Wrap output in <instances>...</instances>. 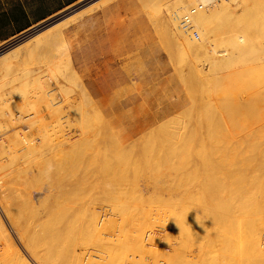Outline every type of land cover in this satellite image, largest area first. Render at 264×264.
Listing matches in <instances>:
<instances>
[{
	"label": "rangeland",
	"instance_id": "374dc122",
	"mask_svg": "<svg viewBox=\"0 0 264 264\" xmlns=\"http://www.w3.org/2000/svg\"><path fill=\"white\" fill-rule=\"evenodd\" d=\"M85 1L87 0H82L60 15L81 5ZM95 1L91 0L83 5L85 7ZM177 1L179 0H112L106 5L100 6L76 18L65 26L60 27L58 29V31L60 30L58 33H61L59 38H57L58 33L54 34V38L53 36L46 39L44 36L42 40L34 38V40L25 43V45H29V51L26 52V54H19L20 56H17V59L14 57L15 60L12 59L9 63H0V65L8 64L0 68V175L3 174L0 176V199L4 198L5 195L6 197L8 196L10 200L12 198L13 200L24 199V201L28 199L27 201L29 204L26 206L20 205L19 203L14 205L9 204L10 206H8L11 212L9 216L14 219L16 223L17 221L18 223H24L23 221L26 220L32 227L36 226L33 227L34 229H31V234L29 233V237L32 241L37 240L38 243V240H46L51 243L54 240L51 241L49 240L50 238L48 239L46 236L50 237L54 234V231H59V233L56 232L59 235H55L56 237L58 235L56 240L58 243H55V241L51 243V247L54 248V246L56 247L57 245L58 249L56 248L54 250L52 248L51 250V247L48 246L49 250H47L49 253L53 251L57 252L54 256H51V258L53 257L51 259L53 264H56V262L57 264H73L76 259H78V263L75 262L74 264H80V261L82 264H98L97 262H99V260H95L93 257V259L89 258L90 261L81 259L80 256L71 260L70 258L72 257L69 255L73 253V250L71 251L70 249L72 245H70L69 242L73 239V242H75L78 236H82L83 226L85 227L88 225L86 221L87 216L90 215V211H95L94 215H96V220L99 217V219H103L102 223L104 224L101 225L100 221V224L97 225L98 228L96 231L100 230V232L104 231L107 221L113 218L117 222L120 218L129 219V217L145 221L143 225L146 230L145 228L144 230L150 231L148 234L150 236L145 235L142 238L140 246H135V244L132 250L130 249V252L135 251L134 253H136L133 254L131 252L134 256V264H167L170 262L171 258L172 261L174 260L175 262H170L172 264H264V258L257 262V259L252 257L248 244L250 238L248 233L256 226L264 224L261 222L257 223L258 221L264 220V212H261V210L264 211V202L259 206V201L255 200L257 198L259 199L260 196L264 199V189L259 190L262 189L264 185L257 188L258 195H256L257 193L253 194L256 195L257 198L248 197V199L245 200H248V202H244L243 204L239 202L242 198H239L237 202H235V204H239L240 206L239 211L241 210L235 217H239L231 218L230 223H228L229 225L225 220L219 221L228 225L221 228V230L227 229L228 231L226 230L225 232L228 234L225 233L226 237H223L225 239H218L214 234L217 229L214 230L213 227L215 226L214 219L216 222H218V220L215 217L212 219L213 216H211V214L214 215L215 212L213 211L212 213L211 210L209 212L207 206H211L210 208L213 210V208L220 203L218 200L213 199L215 198L213 196V183H218L217 178L221 177L223 171H217L215 173L207 172L205 179L207 177L209 179L204 180V178H202L203 180L197 184L198 186L195 185L192 178L193 174H195L193 173L195 167L206 164V162V165L214 164L212 155H233L231 157H244V159L248 156L246 161V166L249 164L246 169L248 171H245V173L252 172L251 168L256 164V157L258 158L259 153L264 156V17L255 20L257 24L256 28L250 26L249 24L254 21V18L253 15L248 14L247 10V8L253 7L255 4L257 5L255 10H258V6L262 3V0H229L231 3L228 8L229 10L226 9L218 13L220 15L217 14L211 21V26L214 28V31L218 27L215 32L226 29L222 38L215 37V40H210L209 45L204 43L207 47L195 50L191 48L190 42L184 40V37L189 38V36H191L193 40L197 42L201 34L199 30L193 27L191 30H188V28L183 25L181 16L182 14L185 15L190 8L195 7L198 1L195 0L194 3L196 5H188L181 16L179 15L180 17L171 11L174 7L173 4H176ZM214 1L218 4L222 0H213L212 3H214ZM172 2L174 3L171 4ZM212 3L209 7L213 8L214 4ZM83 5L64 16L59 17L60 15H58L57 18L54 17L42 23L36 29L26 31V36L32 33H40L39 31H45V29L50 28L52 25L54 26V23L59 22L60 19L71 13L78 12V9H83ZM170 14H174L173 16L175 18ZM190 24L192 23L190 22ZM186 31L190 35L187 34ZM226 36L235 39L234 44L233 42H226V40H224ZM172 39H175V41ZM20 41L1 52L8 51L20 43ZM210 47H214L217 51L219 50V53L216 55H225L222 60H219L220 62L222 61L220 64L218 60L211 62L212 68H209V60L211 61L210 51L204 50H209ZM68 51L72 56L71 65L69 56L65 54ZM1 56L2 55H0V58H2ZM199 72H201L202 75ZM75 73L78 74L79 78ZM89 73L92 75H85ZM76 77L78 80L75 79ZM81 88L87 91L89 90L87 93L89 97L86 95L84 96L83 93L85 90ZM97 88L106 89L105 91L96 92L95 90H97ZM40 90L42 91L41 93ZM221 90H223L222 93ZM42 97L44 99H42ZM87 97L88 101L85 99ZM89 101L95 103L92 104V102H90V104H92L90 105L88 103ZM50 102L51 106L48 104ZM70 103L71 105L74 103L75 108H78L74 110L75 108L73 107L69 113L70 109L68 105H70ZM258 106L262 109L258 108ZM50 107L52 110H55V112H52ZM218 107L222 108L219 110ZM73 110L74 112H72ZM94 110L98 111L99 115H96ZM23 115L29 118L24 120L25 118ZM30 117L32 120H29L31 119ZM148 120L152 121V123L144 127V125L148 123ZM211 121L214 122L215 125L211 123ZM78 122L81 123V126H79L80 124ZM82 122L87 123L85 126H82ZM109 123H112L111 128L108 125ZM246 123H248V125L250 124L248 128L250 127L249 129L252 130L251 132L253 134L248 132V128H244L247 126ZM76 125L82 128L88 126L85 129L89 128V130L83 131L84 129L80 128V132L79 127ZM258 125L260 128H258ZM206 126L209 128H206ZM48 127L51 128V130ZM28 128H30V130H28ZM16 129H18V131ZM225 129H227V131ZM14 131L15 133H12ZM76 131L77 133H75ZM138 131L140 132L136 134ZM92 133L94 137L91 135ZM217 133L220 135H217ZM77 134L80 135L78 136ZM127 134H131L134 137V141L132 140V142L130 141L131 143L128 142L123 144L121 139L127 136ZM86 135L90 136L88 140L86 139L89 136ZM13 136L14 138H12ZM22 136H25L28 143H30V149H28L29 147L27 148L29 151L23 148L25 144L23 141L24 139L21 138ZM61 137H64V142L59 140ZM77 137L79 140L76 139ZM97 137L99 139H97ZM92 138L94 140H92ZM100 140H103L105 143ZM79 141L84 143L81 144ZM86 141L90 142L86 144ZM151 141H153V144ZM75 142H77L78 151H75L77 150V147L74 148L75 144H71ZM63 143L66 145L69 143V145L72 146L65 147ZM55 145H57V148L54 147ZM82 146L83 148H80ZM124 146L125 148H123ZM71 147L74 151L73 153L70 150ZM58 148L59 150H57ZM50 149H52V151ZM150 149L152 150L149 151ZM166 151H168V153ZM79 153L83 154V157L79 155ZM206 153L207 156H210L206 157ZM256 154L258 155L256 156ZM128 155H130V157H128ZM200 155L205 156L203 158L202 156L200 157ZM146 156L148 159H146ZM197 157H200V162H196L199 159ZM253 158H255V160ZM230 160L225 163H230L228 164L229 166L226 165L227 167L224 169L226 173H233L231 169L237 168L238 166L237 160H234L235 163L233 159ZM90 162L91 164H89ZM83 168L85 171L91 168V171H97L101 174V178L95 184H92L94 187L85 183V187L83 186V188L78 189L80 192L78 190L76 192H71L72 194L68 196L69 199L64 197L57 198L54 194L50 195L45 191L44 188L47 189L50 184L55 188L59 184L57 181L66 180V175L70 176L69 172L72 171V169L81 171ZM188 168L191 173L186 172ZM15 170L17 171L15 172ZM65 171L66 174L64 175L63 172ZM146 171H148V173ZM216 173L217 175H215ZM59 174H63V178L60 177ZM213 174L215 177L212 176ZM233 174L235 175V172ZM185 177H188L189 185L187 187L188 190L185 192L187 194L183 191ZM158 184L160 186H158ZM113 190L115 191L113 192ZM168 190L170 193L167 192ZM115 193L118 197L114 195L115 198H113V194ZM120 193H122V195H120ZM16 194L18 196H16ZM44 194L47 195L43 197ZM205 194H207V196ZM208 194H211V196H208ZM109 195H111V198ZM246 196H248V194H246L245 197ZM249 199L258 202L255 204V201H249ZM207 201L209 202L207 203ZM225 201L226 200L222 203H225ZM242 201H244V197ZM31 202L34 203L31 204ZM249 202H254L253 204L257 206L247 205ZM77 205L79 206L76 207ZM72 206L74 208H72ZM242 206H245V209ZM253 206L255 209L257 208L256 210H258V207L260 208L259 211H257L258 214L255 213L254 210H251ZM182 210H185L186 213L187 210L189 212L185 216L188 218L190 217V220L188 219V227L191 229L194 228V225L191 224L194 217L205 222L204 225H206L208 221L211 224L208 225V229V226L205 229L203 224L201 226L198 224L199 227H196L198 231L197 235H193L194 238H192V235H190L191 238L187 236L188 242L184 244H182L180 230H174L172 224L173 220H180V217L182 218V215L184 216L185 213H183ZM173 212L175 214H173ZM145 213L147 215H145ZM27 218H29V220ZM107 218L110 220H107ZM0 220L4 228L6 227V232L8 231V237L10 235L11 238L9 240L11 242L5 240L7 236H4V233L0 230V237H3L2 240L5 243L0 241V264H10L8 263L11 262V259L8 261L10 251L15 256H10V258H15H13L14 260L12 259L11 264H21L24 262L23 260L27 259L29 264H38L39 262L37 263L34 261L29 250L23 247L25 246V243H22L24 240H19L21 238L17 235L13 222L9 221V217L5 216L1 208ZM67 220L73 222H68ZM114 220L111 221L114 222ZM253 220L254 222H252ZM121 221L122 220H120V224L123 223L121 226L123 228L126 222ZM168 221L169 223L165 226V222ZM85 223L87 225H85ZM114 225L116 228L119 227L116 222ZM48 226H53L55 228L56 226L59 227H57L56 230ZM160 228L161 230H159ZM117 229L121 231V229ZM249 229H251V231ZM105 230L108 231L107 228ZM261 230L263 231L264 228H261ZM50 231L52 232L51 235L49 233ZM106 231H104V233ZM80 232H82L81 235ZM100 232L99 234L102 236L103 233ZM250 234L251 233H249V235ZM259 234H261V238L259 237V239L263 241L264 231ZM60 235L63 237H60ZM237 237L239 238L237 239ZM102 240L104 243L100 240L98 244H101L100 246L103 247L106 244L105 241H107L106 236L105 239L102 238ZM43 241H40L38 244H44ZM73 242L71 244H73ZM2 246L4 247V251L2 250ZM14 246H16V248ZM73 246H78V244L74 243ZM261 246L263 249L264 242H262ZM41 248L42 247L38 245V254L39 256H44L42 251L44 247L42 250ZM160 249L163 251L160 252ZM77 250L76 247V252L78 253L79 251ZM53 253H51V255ZM20 254H22V256ZM56 258L57 260H55ZM180 258L184 259V261L181 262L182 260L180 261ZM70 260L73 262L70 263ZM92 260L95 261L93 262ZM117 260L119 261L120 259ZM101 261L105 264L112 263V259L109 258L108 260L104 258ZM116 261L113 263H127L126 261Z\"/></svg>",
	"mask_w": 264,
	"mask_h": 264
},
{
	"label": "bare ground",
	"instance_id": "6f19581e",
	"mask_svg": "<svg viewBox=\"0 0 264 264\" xmlns=\"http://www.w3.org/2000/svg\"><path fill=\"white\" fill-rule=\"evenodd\" d=\"M95 1V0H94ZM109 0H97V1H95V2H93L92 4H89L88 6H85L84 7V5H83V9L81 8V10H79L78 9V12H76V13H71L69 16H67V18H65V19H63V20H61V21H59V22H56V23H54V26L52 25V28L50 29H45V31H39L40 33H32V34H29L26 38H24V41L23 40H21L22 42H24V43H20L21 45L20 46H16V47H12V48H14V49H10L11 51H6V52H4L5 53V55H2L1 57L2 58H0V63H9L12 59H14L15 60V58L17 57V56H20L19 54H26V52H28L29 51V45H25V43L26 42H28V41H31V40H34V38H37V39H41L42 40V38L45 36V39L46 38H48V37H50V36H53V38L55 37L54 36V34H56V33H58L59 31H58V29L60 28V27H62V26H65L66 24H68V23H70V22H72L73 20H75L76 18H78V17H80L82 14H86L87 12H89V11H93L94 9H96V8H98V7H100V6H103V5H105L107 2H108ZM176 1V0H175ZM198 1V4L196 5L194 2H195V0H179V1H177V3L176 4H173L174 2H172L171 4H173V10L171 9V11L174 13V14H176V15H178V17H180L181 16V14H182V12L187 8V6L188 5H190V4H195L196 6L194 7L195 8V10H194V12H193V14H189V16H191V18L189 19V27H188V30L190 29H192V27L193 28H196L197 30H199V32H200V34H201V36H200V38H199V40L196 42V40H193V37H191V36H189V38L188 37H184V40H186V41H188V42H190V45H191V48H193L194 50L195 49H202V48H205V47H207L204 43H207L208 45H209V43H210V40H212V39H214L215 40V37L217 38H222V36H223V34H224V32H225V30L226 29H221L222 31H219L218 30V32H215V31H217V29H218V27H217V29L214 31V28L211 26V21H212V19L218 14V13H220V12H223V11H225L226 9L227 10H229L228 8L230 7V1L229 0H222L220 3H215V1H214V3H212L213 2V0H197ZM223 1H229V2H223ZM212 4H214V6H213V8L212 7H209L210 6V4L211 3ZM209 3V4H208ZM244 3V2H243ZM170 4V5H171ZM199 4H201V5H199ZM216 5V6H215ZM256 4L255 5H253V7H250V8H247V10H248V14H251V15H253V18H254V21L253 22H251V24H249L250 26H253V27H257V24H256V21L255 20H257L258 18H260V17H264V0H262V3L261 4H259V6H258V10H255L256 9ZM210 8V9H209ZM244 9V8H243ZM245 10V9H244ZM170 11V12H171ZM171 12V13H172ZM188 12H190L189 10H188ZM188 12H186V14L188 13ZM227 13H230V12H227ZM240 13V12H239ZM173 14V15H174ZM185 14V15H186ZM170 15H172V14H170ZM172 15V16H173ZM180 15V16H179ZM218 15H220V14H218ZM174 17V16H173ZM57 18V17H56ZM175 18V17H174ZM181 20H183V18H184V14H182V16H181ZM224 19H226V18H224ZM172 21H174L173 19H171ZM219 20V19H218ZM176 21V20H175ZM262 21V20H261ZM264 21V20H263ZM190 22L192 23V24H190ZM221 22H223V21H221ZM228 22V21H227ZM216 23H218V22H216ZM171 24H173V23H171ZM219 24V23H218ZM175 25V24H174ZM191 25V26H190ZM228 25V24H227ZM224 26V25H223ZM250 26H248V27H250ZM220 27H221V25H220ZM41 28V27H40ZM166 29V28H165ZM172 30V29H171ZM173 31V30H172ZM176 32V31H175ZM186 33H187V31H186ZM41 34V35H40ZM43 34V35H42ZM61 33H58V37L57 38H59V35H60ZM187 34H189V33H187ZM166 35V34H165ZM178 35V34H177ZM190 35V34H189ZM258 35V34H257ZM39 36V37H38ZM40 36H42V37H40ZM172 36V35H171ZM62 37V36H61ZM259 37V36H258ZM176 38V37H175ZM240 38V37H239ZM51 39V38H50ZM172 40H174L175 41V39H172ZM182 41H184L183 39H181ZM224 40H226V42H229V43H231V42H233V44H234V41H235V39H233L232 37H229V36H226L225 38H224ZM185 42V41H184ZM187 42V43H188ZM215 42V41H214ZM258 42V41H257ZM216 43V42H215ZM255 43V42H254ZM19 44V43H18ZM17 44V45H18ZM30 44V43H29ZM31 45H32V43H31ZM30 45V46H31ZM187 45V44H186ZM245 45V44H244ZM256 45V44H255ZM176 46V45H175ZM188 46V45H187ZM215 47V46H214ZM214 47H210L209 48V50L208 49H204V50H207V51H210V59H211V61L209 60V68H212L211 67V62H215V61H219V60H222V58H224L225 57V55L224 56H221V55H216V54H218L219 52V50L217 51V50H215L214 49ZM235 47H238V46H235ZM243 47V46H242ZM188 49V48H187ZM182 50V49H181ZM66 51V50H65ZM227 53V52H226ZM230 53V52H229ZM66 55H68V52L67 53H65ZM183 54V53H182ZM185 54V53H184ZM221 54V53H220ZM177 55V54H176ZM186 55V54H185ZM15 57V58H14ZM17 59V58H16ZM68 59V58H67ZM182 59V58H181ZM229 59V58H228ZM178 60V59H177ZM226 60V59H225ZM178 62V61H177ZM222 62V61H221ZM220 61H219V64L221 63ZM223 62H225V61H223ZM63 63V62H62ZM214 64V63H213ZM216 64H218V63H216ZM6 65H8V64H6ZM6 65H3V64H1L0 65V68H1V66L2 67H4V66H6ZM11 66V65H10ZM178 67H180V66H178ZM59 68V67H58ZM69 69H71V68H69ZM197 69H199V68H197ZM212 70V69H211ZM201 71V70H200ZM210 71V70H209ZM223 71V70H222ZM203 72H205V71H203ZM257 72H258V69H257ZM199 73H201V72H199ZM222 73V72H221ZM254 73V72H253ZM73 74V73H72ZM214 74H216V73H214ZM201 75H202V73H201ZM204 75V74H203ZM204 76H206V75H204ZM214 76V75H213ZM186 77H189V76H186ZM211 77V76H210ZM74 78V77H73ZM203 78V77H202ZM76 80H78V78L76 77L75 78ZM191 86V85H190ZM83 87V86H82ZM82 89V88H81ZM82 90H85V89H82ZM222 91L223 90H221V93H222ZM259 91V90H258ZM42 91L40 90V93H41ZM29 93V92H28ZM86 91L83 93L84 94V96L86 95V96H88L89 97V95L86 93ZM187 93H190V92H187ZM220 93V92H219ZM48 94V93H47ZM51 94V93H50ZM253 94H255V93H253ZM252 94V95H253ZM264 94V93H263ZM31 95V94H30ZM79 95V94H78ZM189 95V94H188ZM195 95V94H194ZM251 95V94H250ZM40 96H43V95H40ZM81 96V95H80ZM217 96V95H216ZM224 96H225V94H224ZM260 96V95H259ZM43 97H45V96H43ZM42 97V99H44ZM88 97L87 98H85L87 101H88ZM192 97H194V96H192ZM191 97V98H192ZM222 97H223V95H222ZM38 98V97H37ZM41 98V97H40ZM46 98V97H45ZM195 98V97H194ZM262 98V97H261ZM42 99H39V100H42ZM55 99V98H54ZM253 99H255V98H253ZM35 100H37V99H35ZM39 100H38V102H39ZM46 100V99H45ZM56 100V99H55ZM67 100V99H66ZM262 100V99H261ZM49 101V100H48ZM52 101H54V100H52ZM193 101V100H192ZM34 102V101H33ZM37 102V103H38ZM58 102V101H57ZM67 102V101H66ZM90 102H92V101H89L88 103L90 104ZM194 102V101H193ZM208 102V101H207ZM228 102V101H227ZM54 103V102H53ZM68 103V102H67ZM205 103V102H204ZM217 103V102H216ZM48 104H50L49 106H51V102L50 103H48ZM69 104V103H68ZM93 104V103H92ZM92 104H90V105H92ZM213 104V103H212ZM211 104V105H212ZM262 104V103H261ZM63 105V104H62ZM75 104L74 103H72V105H71V103H70V105H68L69 106V109H70V111H69V113L71 112V110H72V108L74 107L75 108V106H74ZM78 105H79V103H78ZM68 106H66V107H68ZM71 106V107H70ZM86 106V105H85ZM215 106V105H214ZM259 106H260V104H259ZM258 106V108H261V107H259ZM251 107V106H250ZM49 108V107H48ZM78 108V107H77ZM77 108H75L74 110H76ZM219 108V110H220V108H222V107H218ZM50 109H51V107H50ZM49 109V110H50ZM212 109V108H211ZM262 109V108H261ZM43 110H45V109H43ZM67 110V109H66ZM66 110H63V111H66ZM74 110L72 111V112H74ZM207 110V109H206ZM51 111L53 112H55V110H52L51 109ZM63 111H61V112H63ZM79 111V110H78ZM249 111V110H248ZM257 111V110H256ZM92 112V111H91ZM97 112V113H96ZM206 112H208V111H206ZM221 112H223V111H221ZM68 113V114H69ZM79 113V112H78ZM94 113L96 114V115H99L98 113V111H95L94 110ZM248 113V112H247ZM260 113V112H259ZM51 114V113H50ZM199 114V113H198ZM251 114V113H250ZM264 114V113H263ZM66 115V114H65ZM72 115V114H71ZM75 115V114H74ZM91 115V114H90ZM188 115V114H187ZM204 115V114H203ZM208 115V114H207ZM229 115V114H228ZM232 115V114H231ZM253 115H255V114H253ZM49 116V115H48ZM62 116V115H61ZM60 116V117H61ZM176 116V115H175ZM190 116V115H189ZM198 116V115H197ZM23 117L25 118L24 120H27L28 118H26L27 116H25V115H23ZM47 117V116H46ZM45 117V118H46ZM64 117V116H63ZM179 117V116H178ZM31 118V117H30ZM78 118V117H77ZM81 118V117H80ZM88 118V117H87ZM93 118V117H92ZM91 118V119H92ZM97 118H98V116H97ZM213 118V117H212ZM57 119V118H56ZM63 119V118H62ZM100 119V118H99ZM29 120H32V118L31 119H29ZM59 120V119H58ZM85 120V119H84ZM256 120H258V119H256ZM255 120V121H256ZM227 121H229V120H227ZM240 121V120H239ZM13 122V121H12ZM88 122V121H87ZM86 122V123H87ZM102 122V121H101ZM221 122H223V121H221ZM220 122V123H221ZM247 122V121H246ZM5 123V122H4ZM79 123V122H78ZM83 123V122H82ZM86 123H83L82 124V126L84 125L85 126V124ZM93 123V122H92ZM96 123H98V122H96ZM168 123V122H167ZM197 123V122H196ZM211 123H213L214 125H215V123L214 122H212L211 121ZM227 123V122H226ZM256 123H258V122H256ZM262 123V122H261ZM13 124H14V122H13ZM12 124V125H13ZM29 124V123H28ZM33 124V123H32ZM53 124H55V123H53ZM80 125L79 126H81V123H79ZM171 124V123H170ZM206 124H208V123H206ZM11 125V126H12ZM30 125V124H29ZM46 125H47V123H46ZM179 125V124H178ZM209 125V124H208ZM228 125V124H227ZM243 125H244V123H243ZM242 125V126H243ZM246 127H244V128H248V126L250 125H248V123H246ZM263 125V124H262ZM4 126H6V125H4ZM31 126V125H30ZM30 126H27V127H30ZM48 126V125H47ZM46 126V127H47ZM52 126V125H51ZM76 126H78V125H76ZM78 126V127H79ZM174 126H176V125H174ZM210 126H212V125H210ZM226 126V125H225ZM259 126V125H258ZM7 127V126H6ZM15 127V126H14ZM53 127V126H52ZM88 126H86V127H79V130H80V128H82V129H84L83 131H87V130H89V128L88 129H85V128H87ZM183 127H185V126H183ZM182 127V128H183ZM200 127V126H199ZM213 127H215V126H213ZM224 127V126H223ZM36 128H38V127H36ZM45 128V127H44ZM49 128V127H48ZM47 128V129H48ZM163 128H165V127H163ZM169 128V127H168ZM206 128H209L208 126H206ZM205 128V129H206ZM250 128V127H249ZM248 128V132H251L252 130H250ZM258 128H260V126L258 127ZM257 128V129H258ZM46 129V131L48 132V130ZM50 130H51V128H49ZM91 129V128H90ZM183 129H185V128H183ZM215 129V128H214ZM13 130H15V129H13ZM17 131H18V129H16ZM28 130H30V128H28ZM181 130V129H180ZM226 131H227V129H225ZM244 130V129H243ZM255 130V129H254ZM16 131V132H17ZM162 131V130H161ZM160 131V132H161ZM173 131V130H172ZM191 131V130H190ZM214 131V130H213ZM216 131H218V130H216ZM221 131V130H220ZM257 131V130H256ZM255 131V132H256ZM259 131V130H258ZM79 132V131H78ZM80 132H81V130H80ZM79 132V133H80ZM163 132V131H162ZM170 132H171V130H170ZM176 132V131H175ZM183 132V131H182ZM245 132H246V130H245ZM12 133H15V131L14 132H12ZM46 133V132H45ZM63 133V132H62ZM61 133V134H62ZM75 133H77V131L75 132ZM85 133V132H84ZM95 133V132H94ZM165 133V132H164ZM180 133V132H179ZM191 133H193V132H191ZM228 133V132H227ZM252 133V132H251ZM250 133V134H251ZM110 134H111V132H110ZM163 134V133H162ZM219 133H217V135H218ZM246 134V133H245ZM253 134V133H252ZM10 135V134H9ZM14 135V134H13ZM46 135V134H45ZM48 135V134H47ZM78 136L80 135V134H77ZM85 135V134H84ZM93 137H94V135H93V133L91 134ZM220 135V134H219ZM222 135H224V134H222ZM260 135H262V134H260ZM35 136V135H34ZM57 136V135H56ZM75 136H76V134H75ZM83 136V135H82ZM82 136H80V137H82ZM86 136H89V135H86ZM181 136V135H180ZM194 136V135H193ZM259 136V135H258ZM8 137V136H7ZM10 137V136H9ZM16 137V136H15ZM43 137V136H42ZM49 137V136H48ZM66 137H68V136H66ZM84 137V136H83ZM110 137H112V136H110ZM192 137V136H191ZM201 137V136H200ZM224 137V136H223ZM223 137H221V138H223ZM229 137H230V135H229ZM246 137V136H245ZM12 138H14V136L12 137ZM22 139H24L23 141H24V146H23V148H25L27 151H29L28 149H30V143H28V141L26 140V138H25V136L23 137H21ZM44 138V137H43ZM56 138V137H55ZM64 138V137H63ZM63 138L61 137V139H59V140H62V142H64L63 141ZM75 138V137H74ZM90 138V136L86 139V140H88ZM96 138V137H95ZM173 138H175V137H173ZM172 138V139H173ZM246 138H249V137H246ZM45 139V138H44ZM49 139V138H48ZM66 139V138H65ZM77 140H79L78 139V137L76 138ZM97 139H99L98 137H97ZM102 139V138H101ZM109 139V138H108ZM177 139H178V137H177ZM256 139V138H255ZM43 140V139H42ZM59 140H58V142H59ZM67 140V139H66ZM81 140V139H80ZM92 140H94L93 138H92ZM193 140V139H192ZM192 140H191V143H192ZM261 140H262V138H261ZM44 141V140H43ZM75 141V140H74ZM83 141V140H82ZM100 141H102L103 143H105L103 140H100ZM113 141V140H112ZM134 141V140H133ZM245 141V140H244ZM49 142V141H48ZM51 142V141H50ZM54 142V141H53ZM66 142V141H65ZM69 142V141H68ZM80 142V141H79ZM87 143L86 144H88L89 142L88 141H86ZM92 142H95V141H92ZM132 142V141H131ZM130 142V143H131ZM147 142V141H146ZM152 142V144H153V141H151ZM181 142V141H180ZM187 142V141H186ZM199 142V141H198ZM213 142V141H212ZM256 142H259V141H256ZM36 143V142H35ZM39 143V142H38ZM44 143H46V142H44ZM81 144H83L82 142H80ZM129 143V144H130ZM148 143V142H147ZM214 143V142H213ZM250 143V142H249ZM253 143H255V142H253ZM54 144V143H53ZM52 144V145H53ZM71 144H75L74 145V148H76L77 147V142H75V143H71ZM94 144V143H93ZM100 144V143H99ZM118 144V143H117ZM199 144V143H198ZM33 145H34V143H33ZM32 145V146H33ZM35 145H37V144H35ZM61 145V144H60ZM63 145H65V147H67V146H72V145H69V143H67V145L66 144H64L63 143ZM62 145V146H63ZM100 145H103V146H105L104 144H100ZM150 145V144H149ZM168 145V144H167ZM166 145V146H167ZM78 146H81V145H78ZM92 146V145H91ZM94 146V145H93ZM96 146V145H95ZM102 146V147H103ZM116 146H118V145H116ZM190 146V145H189ZM29 147V148H28ZM42 147V146H41ZM54 147H56L57 148V145H55ZM99 147H101V146H99ZM126 147H127V145H126ZM181 147V146H180ZM249 147V146H248ZM259 147V146H258ZM28 148V149H27ZM31 148H33V147H31ZM49 148H51V147H49ZM70 148V147H69ZM80 148H83V146L82 147H80ZM88 148V147H87ZM86 148V149H87ZM116 148H118V147H116ZM122 148V147H121ZM123 148H125V146L123 147ZM128 148H130V147H128ZM132 148V147H131ZM166 148H168V147H166ZM22 149V148H21ZM61 149H64V148H61ZM77 150H75V151H78V147L76 148ZM88 149H90V148H88ZM87 149V150H88ZM96 149H98V148H96ZM133 149V148H132ZM160 149V148H159ZM187 149V148H186ZM222 149V148H221ZM25 150V151H26ZM36 150V149H35ZM34 150V151H35ZM51 151H52V149H50ZM56 150V149H55ZM57 150H59V148L57 149ZM56 150V151H57ZM67 150H69V149H67ZM71 151H72V153L74 152L73 150H72V147H71V149H70ZM84 150V149H83ZM83 150H81V151H83ZM99 150V149H98ZM127 150V149H126ZM152 149H150L149 151H151ZM161 150V149H160ZM166 150V149H165ZM215 150V149H214ZM238 150V149H237ZM247 150V149H246ZM39 151V150H38ZM53 151H54V149H53ZM55 151V152H56ZM97 151V150H96ZM127 151H130V150H127ZM144 151V150H143ZM216 151V150H215ZM227 151V150H226ZM49 152V151H48ZM47 152V153H48ZM59 152H62V151H59ZM69 152V151H68ZM84 152V151H83ZM85 152H87V151H85ZM97 152H99V151H97ZM116 152V151H115ZM167 153H168V151H166ZM212 152H214V151H212ZM217 152V151H216ZM234 152V151H233ZM243 152V151H242ZM53 153V152H52ZM71 153V154H72ZM82 153V152H81ZM96 153V152H95ZM106 153V152H105ZM128 153V152H127ZM157 153V152H156ZM231 153V152H230ZM26 154V153H25ZM76 154V153H75ZM88 154V153H87ZM104 154V153H103ZM110 154V153H109ZM119 154V153H118ZM246 154H249V153H246ZM264 154V153H263ZM8 155H10V154H8ZM51 155V154H50ZM53 155H55V154H53ZM78 155V154H77ZM79 155H82V157H83V154H80L79 153ZM78 155V156H79ZM146 155H148V154H146ZM159 155V154H158ZM178 155H180V154H178ZM212 155V154H211ZM258 154H256V156H257ZM15 156V155H14ZM67 156V155H66ZM65 156V157H66ZM77 156V157H78ZM89 156H91V155H89ZM88 156V157H89ZM144 156V155H143ZM163 156V155H162ZM181 156V155H180ZM203 157L204 158V156L205 155H200V157ZM208 156H210V155H208ZM207 156V153H206V157H208ZM231 156H233V155H230V156H223V155H218V156H213L212 155V158H213V161H214V164L212 163V164H208V165H206L207 164V162H206V164H201V163H198V164H201L200 166H198V167H195L194 168V171H193V173H195V174H193V176H192V178H193V182H195V185H197L199 182H201L203 179L202 178H204V180H208L209 178L207 177L206 179H205V177L207 176V172L209 173V172H211V173H215V172H222L223 171V173H222V175H221V177H216L217 178V182L218 183H213L214 184V193H213V196L215 197V198H213V199H216V200H218L220 203H219V205L218 206H215L214 208H213V210H212V208H210V207H208L207 206V208L209 209V212H210V210L212 211V213H213V211L215 212V214L214 215H212L211 214V216H213L212 217V219L215 217L217 220H218V222H216V220L214 219V221H215V226H213L214 227V230L215 229H217L216 231H215V233H214V231H213V233L215 234V237L217 236L218 237V239H225V238H223L224 236L226 237V234H228L227 232H225L226 230H221V228H224V227H226V226H228L229 224L228 223H230V219L231 218H234L235 216H236V214L237 213H240L241 212V210L239 211V209H240V206H239V204H235V202H237V200L239 199V198H242V200H243V197H244V201H240L239 200V202H242V204L245 202H248V200L247 201H245L246 199H248V197L250 198H257V196L256 195H258V191H257V188L259 187H261V186H263L264 185V156L263 155H260V153H259V155H258V158L256 157V164L254 165V167L253 168H251V170H252V172H246L245 173V171H248V170H246L247 169V166L249 165H247L246 166V161H247V157H246V159H244V157H237V156H234V157H231ZM242 156V155H241ZM250 156H252V155H250ZM255 156V155H254ZM91 157H93V156H91ZM128 157H130V155H128ZM200 157H197V158H199L196 162H200L199 160H200ZM253 157V156H252ZM74 158V157H73ZM72 158V159H73ZM190 158V157H189ZM211 158V159H212ZM76 159V158H75ZM79 159H81V158H79ZM83 159V158H82ZM126 159H127V157H126ZM146 159H148V157L146 156ZM146 159H145V161H146ZM207 159V158H206ZM210 159V160H211ZM232 160L233 159V161L234 160H237V162H238V166H237V168H234V169H231L232 171H233V173L235 172V175L232 173V172H229V173H226V172H224V169H225V167H227L226 165H228V164H230V163H227V164H225L226 162H228L229 160ZM254 160H255V158H253ZM51 160H53V159H51ZM69 160H70V158H69ZM89 160H90V158H89ZM181 160H183V159H181ZM230 160V161H231ZM250 160H252V159H250ZM45 161V160H44ZM82 161V160H81ZM104 161V160H103ZM109 161H112V160H109ZM178 161V160H177ZM194 161V162H195ZM206 161V160H205ZM208 161V160H207ZM59 162V161H58ZM57 162V163H58ZM85 162H87V161H85ZM133 162H134V160H133ZM183 162V161H182ZM212 162V161H211ZM251 162H253V161H251ZM93 163V162H92ZM208 163H210V162H208ZM234 163H235V161H234ZM249 163V162H248ZM8 164H10V163H8ZM89 164H91V162L89 163ZM63 165V164H62ZM75 165H77V164H75ZM94 165V164H93ZM134 165V164H133ZM192 165H194V164H192ZM205 165V166H204ZM210 165V166H209ZM11 166V165H10ZM116 166H119V165H116ZM185 166V165H184ZM201 166H203V167H201ZM229 166V165H228ZM17 167V166H16ZM71 167H73V166H71ZM70 167V168H71ZM78 167H80V166H78ZM192 167H194V166H192ZM232 167V166H231ZM54 168H56V167H54ZM74 168V167H73ZM137 168V167H136ZM17 169V168H16ZM23 169V168H22ZM24 169H27V168H24ZM113 169H114V167H113ZM154 169V168H153ZM171 169V168H170ZM4 170V169H3ZM20 170V169H19ZM64 170V169H63ZM103 170V169H102ZM106 170V169H105ZM147 170V169H146ZM17 170H15V172H16ZM45 171V170H44ZM148 171H150V170H148ZM148 171H146L147 173H148ZM227 171V170H226ZM229 171V170H228ZM28 172V171H27ZM137 172V171H136ZM186 172H190L189 171V168H188V171H186ZM25 173V172H24ZM64 173V175L66 174V171L65 172H63ZM70 173V176L68 175H66V177H67V179L66 180H64V181H57L59 184H58V186H56L55 188H53L52 186H51V184H50V186H48L47 187V189L46 188H44L45 189V191H47L50 195H52V194H54L57 198H61V197H64V198H68V196L70 195V194H72L71 192H76L78 189H80V188H83V186L85 187L86 185H85V183H87L88 185H92V184H95L100 178H101V174H99L97 171H91V168H89L88 169V171L86 170H84V168L80 171V170H78V169H72V171H70L69 172ZM191 173V172H190ZM20 174V173H19ZM68 174V173H67ZM180 174H182V173H180ZM186 174V173H185ZM187 174H189V173H187ZM221 174V173H220ZM1 175H3V174H1ZM0 175V176H1ZM12 175H14V174H12ZM18 175V174H17ZM23 175V174H22ZM60 175V177H62V176H64L63 174L61 175V174H59ZM133 175H134V173H133ZM137 175V174H136ZM174 175H176V174H174ZM215 175H217V173L215 174ZM4 176H5V174H4ZM148 176H149V174H148ZM180 176H182V175H180ZM183 176H185V175H183ZM188 176V175H187ZM212 176H214V174L212 175ZM212 176H210V177H212ZM134 177V176H133ZM157 177V176H156ZM215 177V176H214ZM11 178V177H10ZM16 178V177H15ZM63 178V177H62ZM155 178V177H154ZM166 178V177H165ZM169 178V177H168ZM213 178V177H212ZM211 178V179H212ZM36 179V178H35ZM61 179V178H60ZM158 179V178H157ZM167 179V178H166ZM114 180V179H113ZM154 180V179H153ZM47 181V180H46ZM117 181V180H116ZM115 181V182H116ZM160 181V180H159ZM210 181V180H209ZM215 181V180H214ZM213 181V182H214ZM134 182V181H133ZM205 182V181H204ZM208 182V181H207ZM182 183V182H181ZM135 184V183H134ZM212 184V185H213ZM8 185H10V184H8ZM172 185V184H171ZM194 185V184H193ZM205 185V184H204ZM1 186V185H0ZM93 186V185H92ZM158 186H160L159 184H158ZM189 185H188V177H185V179H184V182H183V191H184V193L188 190V187ZM198 186V185H197ZM199 186H200V184H199ZM94 187V186H93ZM92 187V188H93ZM212 187V186H211ZM210 187V188H211ZM91 188V189H92ZM134 188V187H133ZM159 188V187H158ZM197 188V187H196ZM85 189V188H84ZM147 189V188H146ZM198 189V188H197ZM201 189V188H200ZM264 189V186H263V188L262 189H259V190H263ZM25 190V189H24ZM196 190V189H195ZM203 190V189H202ZM208 190V189H207ZM79 191V190H78ZM115 190H113V192H114ZM159 191V190H158ZM209 191V190H208ZM255 191H257V192H255ZM264 191V190H263ZM80 192V191H79ZM167 192H169V190L167 191ZM195 192V191H194ZM203 192V191H202ZM210 192V191H209ZM4 193H6V192H4ZM86 193V192H85ZM170 193V192H169ZM191 193H193V192H191ZM200 193V192H199ZM254 193H257L256 195H253ZM261 193V192H260ZM109 194H112V193H109ZM185 194H187V193H185ZM246 194H248V196H246L245 197V195ZM4 195V194H3ZM45 195H47V194H44L43 195V197L45 196ZM102 195V194H101ZM114 195H116V193L115 194H113V198H115L114 197ZM120 195H122V193H120ZM184 195V194H183ZM195 195V194H194ZM206 196H207V194H205ZM262 195V194H261ZM16 196H18L17 194H16ZM111 195H109V197H110ZM208 196H211V194L209 195L208 194ZM29 197V196H28ZM116 197H118L117 195H116ZM185 197V196H184ZM191 197V196H190ZM189 197V198H190ZM193 197V196H192ZM26 198V197H25ZM30 198V197H29ZM77 198V197H76ZM87 198V197H86ZM106 198V197H105ZM111 198V197H110ZM165 198V197H164ZM211 198V197H210ZM209 198V199H210ZM2 199H5V200H2ZM56 199V198H55ZM54 199V200H55ZM69 199V198H68ZM127 199H129V198H127ZM156 199V198H155ZM192 199V198H191ZM198 199H200V198H198ZM229 199V200H228ZM28 200V199H27ZM26 200V201H27ZM81 200V199H80ZM114 200V199H113ZM121 200V199H120ZM122 200H123V198H122ZM184 200H186V199H184ZM192 200H194V199H192ZM196 200V199H195ZM207 200V199H206ZM224 200H226L225 201V203H222ZM253 199H249V201H252ZM255 200H258L259 201V203L258 204H260L259 206H261V203H263L264 202V199H262L261 198V196H260V198L258 199H255ZM255 200H253V201H255ZM26 201H24V199L23 200H18V199H14L13 200V198L10 200V198L7 196L6 197V195L4 196V198H1L0 199V208H1V210L2 211H4V213H5V216H7V217H9V221H11V222H13V224H14V226H15V229H16V233H17V235L19 236V238H21V239H19V240H24L22 243H25L24 245L25 246H23V247H26V249H28L29 250V252L31 253V255H32V258H34V261L35 262H39L38 264H53V261L51 260L52 258H51V256H54L57 252H47V250H49L48 249V246H52V244L51 243H53L54 241H55V243H58L56 240H57V237H58V233H59V231L56 229L57 227H59V226H56V228L55 227H53V226H48V227H51V228H53V229H56L57 231H54L53 233V235H51L52 234V232L50 231L49 233H50V237H48V236H46V238H50L49 240H54V241H52L51 243L49 242V241H43V240H38V243L40 242V241H43L44 242V244H43V246H42V244H38L37 243V240H35V241H32L31 239H30V235H29V233L31 232V229H34L33 227H36V226H33L32 227V225L30 224V223H28V222H26V220L25 221H23L24 223H18V221H17V223H16V221H14V219H12L9 215V213H11L10 212V209H9V204H11V205H14V204H20V205H23V206H26L27 204H29V202L27 203ZM78 201V200H77ZM94 201V200H93ZM108 201V200H107ZM107 201H105V202H107ZM218 201H216V202H218ZM258 201H255V204L258 202ZM125 202V201H124ZM195 202V201H194ZM209 201H207V203H208ZM211 202V201H210ZM34 202H31V204H33ZM43 203V202H42ZM55 203H56V201H55ZM69 203V202H68ZM71 203V202H70ZM115 203V202H114ZM188 203V202H187ZM252 203V204H251ZM254 202H249V204H247V205H254L253 204ZM9 205V206H8ZM42 205V204H41ZM93 205V204H92ZM126 205V204H125ZM147 205V204H146ZM179 205V204H178ZM185 205V204H184ZM197 205V204H196ZM211 205H213V204H211ZM216 205V204H215ZM33 206V205H32ZM74 206V205H73ZM72 206V208H74ZM79 205H77L76 207H78ZM122 206V205H121ZM176 206V205H175ZM198 206H199V204H198ZM214 206V205H213ZM212 206V207H213ZM254 206H257V205H254ZM254 206L252 207V208H254ZM263 206V205H262ZM93 207H94V205H93ZM101 207V206H100ZM243 208L245 207V206H242ZM72 208H70V209H72ZM97 208V207H96ZM115 208V207H114ZM251 208V210L253 211L254 210V212L255 213H257L258 214V212L257 211H259V207H258V210H256L255 208L254 209H252ZM264 208V207H263ZM21 209V208H20ZM43 209V208H42ZM98 209V208H97ZM143 209V208H142ZM245 209V208H244ZM262 209V208H261ZM12 210V209H11ZM45 210V209H44ZM111 210V209H110ZM256 210V211H255ZM33 211V210H32ZM35 211V210H34ZM52 211V210H51ZM63 211H65V210H63ZM67 211V210H66ZM99 211V210H98ZM183 211V210H182ZM237 211V212H236ZM53 212V211H52ZM57 212V211H56ZM112 212V211H111ZM179 212V211H178ZM208 212V213H209ZM236 212V213H235ZM261 212H264V211H262L261 210ZM94 213H95V211H90V215L89 216H87V221H86V223L88 224H86L85 223V225H87V226H83V234H82V232H80V235L82 234V236H78V238H76L75 239V242H73L74 241V239L71 241L70 240V245H72V246H70L69 248L71 249V251L73 250V253L72 254H69L70 255V257H72V258H70L71 260H73V258L74 259H76V258H78V256H80L81 257V259H86V260H89L90 261V259L89 258H94L95 260L96 259H98L99 260V262H97L98 264L99 263H103V261H101L102 259H104V258H107V260H108V258L109 259H112V263L111 262H109V263H111V264H114L113 262L114 261H116L117 259H120L119 261L120 262H123V261H126L127 263L126 264H134L133 263V258H134V256H133V254H136V253H134L135 251H131L130 252V249L132 250V248H133V246L135 245V246H140V244L142 243V238L145 236V235H148L149 233H150V231H145L146 230V228L144 227V225L143 224H145L144 222V220H142V219H134V218H130L129 217V219H125V218H123V219H121L120 218V220H122L121 222H126L125 224L126 225H123V228L121 227L122 226V224H120V220L118 221L119 222V224H118V222L117 221H115L114 220V218L113 219H111V217H110V219L111 220H114V222L113 221H111L110 219H108L107 218V220H110V221H107V223H110V224H105L106 226L104 227L105 229L107 228V230L108 231H106L105 229H104V231H106L105 233H104V231L103 232H100V230H98L100 233H103L102 234V236H101V234H99V232L98 231H96L97 230V225L98 224H100V221H101V225L102 224H104V223H102L103 221V219H99V218H97V220L95 219V217H96V215H94ZM127 213V212H126ZM140 213V212H139ZM138 213V214H139ZM151 213V212H150ZM171 213V212H170ZM183 213H185L184 214V216L182 215V218L180 217V220H173L172 221V224H173V229L174 230H176V229H178V230H180V237H182V244H184L185 242H188L187 241V236H190V235H197V233H198V231H197V229H196V227H199L198 226V224L201 226L202 224L204 225L205 224V222H203L202 220H199L198 218H196V217H194V220H192V223L191 224H193L194 225V228L193 229H191V228H189L188 227V225H189V218L187 217V216H185L187 213H189L188 212V210H187V213H186V211L184 210L183 211ZM252 213V212H251ZM53 214H54V212H53ZM56 214H59V213H56ZM79 214V213H78ZM111 214V213H110ZM125 214V213H124ZM173 214H175L174 212H173ZM176 214H177V212H176ZM261 214V213H260ZM21 215V214H20ZM67 215V214H66ZM66 215H64V216H66ZM145 215H147L146 213H145ZM195 215V214H194ZM202 215V214H201ZM205 215V214H204ZM239 215V214H238ZM248 215V214H247ZM101 216V215H100ZM120 216V215H119ZM171 216V215H170ZM172 216H174V215H172ZM193 216V215H192ZM196 216V215H195ZM210 216V215H209ZM242 216V215H241ZM146 217V216H145ZM151 217V216H150ZM237 217H239V216H237ZM237 217H235V218H237ZM257 217V216H256ZM25 218V217H24ZM59 218V217H58ZM86 218V217H85ZM127 218V217H126ZM139 218V217H138ZM142 218V217H141ZM144 218V217H143ZM160 218V217H159ZM159 218H158V220H159ZM201 218V217H200ZM28 220H29V218H27ZM53 219V218H52ZM80 219H81V217H80ZM154 219V218H153ZM189 219V220H188ZM259 219V218H258ZM261 219V218H260ZM155 220V219H154ZM204 220V219H203ZM206 220V219H205ZM226 221L227 222V224L226 223H224V222H219V221ZM62 221V220H61ZM68 221V220H67ZM104 221H106V220H104ZM208 221V220H207ZM211 221V220H210ZM213 221V222H214ZM234 221V220H233ZM255 221H257V220H255ZM36 222V221H35ZM44 222V221H43ZM53 222V221H52ZM68 222H73V221H68ZM113 222V223H112ZM115 222L117 223V225L119 226V227H117V228H119V229H121V231L120 230H118L117 228H116V226L114 225L115 224ZM195 222V223H194ZM237 222V221H236ZM252 222H254V220L252 221ZM264 223V220H262V221H258L257 223ZM49 223V222H48ZM148 223V222H147ZM36 224H38V223H36ZM43 224V223H42ZM57 224H59V223H57ZM162 224V223H161ZM241 224V223H240ZM49 225V224H48ZM63 225V224H62ZM100 225V226H101ZM113 225H114V227H113ZM208 225H211L210 224V222L208 221V223L206 222V225H204L205 226V229H206V227L208 226ZM242 225V224H241ZM259 225V224H258ZM264 224H261V225H259V226H256L252 231H251V229H249L251 232H249V233H251L250 235H249V233H248V236L250 237L249 238V241H248V244H249V247H250V252H251V255H252V257L253 258H255V259H257V262H259L258 260H260V259H262V258H264V248L262 249V242H264V240L262 241L261 239H259V237L261 236V234H259V233H262L263 231L261 230V228L263 229L264 228V226H263ZM38 226V225H37ZM64 226V225H63ZM66 226V225H65ZM124 226H125V228H124ZM81 227V226H80ZM102 227V226H101ZM100 227V228H101ZM162 227V226H161ZM164 227V226H163ZM180 227H181V229H180ZM252 227V226H251ZM260 227V228H259ZM99 228V229H100ZM103 228V227H102ZM144 228H145V230H144ZM209 228V226L207 227V229ZM250 228V227H249ZM259 228V229H258ZM6 227L4 228V225L2 224V222H1V220H0V230L4 233L3 235L4 236H7V238L5 237V240H10L11 238H10V235H9V237H8V235H7V232H6ZM78 229H79V227H78ZM151 229V228H150ZM162 229H164V228H162ZM257 229H258V231H257ZM82 230V229H81ZM116 230H118V231H116ZM159 230H161V228L159 229ZM213 230V229H212ZM64 231H65V229H64ZM205 231V230H204ZM224 231V232H223ZM228 231V230H227ZM261 231V232H260ZM56 232H58V233H56ZM207 232V231H206ZM226 233V234H225ZM237 233V232H236ZM9 234V233H8ZM31 234V233H30ZM56 234H58L57 235V237L55 236ZM63 234H65V233H63ZM62 235V234H61ZM60 235V237H63V236H61ZM65 235H67V234H65ZM211 235V234H210ZM264 235V234H263ZM105 236H106V239H107V241H105V246H100L98 243L100 242V240L101 241H103L102 240V238H104L105 239ZM148 236H150V235H148ZM212 236V235H211ZM237 236V235H236ZM12 237V236H11ZM209 237V236H208ZM241 237V236H240ZM1 238V237H0ZM3 238V237H2ZM2 238H1V240L0 241H3L2 240ZM18 238V237H17ZM56 238V239H55ZM190 238H191V236H190ZM192 238H194V236L192 237ZM239 237H237V239H238ZM261 238V237H260ZM45 239V238H44ZM210 239V238H209ZM241 239V238H240ZM264 239V238H263ZM60 240V239H59ZM172 240V239H171ZM148 241V240H147ZM166 241V240H165ZM236 241V240H235ZM262 241V242H261ZM9 242H11V241H9ZM73 242V244L74 243H77L78 244V246H73V244H71ZM149 242V241H148ZM3 243H4V241H3ZM103 243H104V241H103ZM151 243V242H150ZM5 244V243H4ZM68 244V243H67ZM152 244V243H151ZM157 244V243H156ZM181 244V245H182ZM38 245L39 246H41L42 248L44 247V250H42V248H41V250L43 251V255L44 256H39V254H38V249H37V247H38ZM65 245H66V243H65ZM64 245V246H65ZM104 245V244H103ZM154 245H155V243H154ZM187 245V244H186ZM6 246V245H5ZM7 246H9V245H7ZM68 246V245H67ZM107 246H108V249H107ZM152 246V245H151ZM3 247V246H2ZM10 247V246H9ZM15 248H16V246H14ZM66 247V246H65ZM76 247H77V251H79L78 253L76 252ZM205 247V246H204ZM52 248L53 247H51L50 249L52 250ZM58 249V246L56 245V247L54 246V250L55 249ZM68 248V249H69ZM74 248V249H73ZM103 248V249H102ZM106 248V249H105ZM138 248V247H137ZM202 248V247H201ZM4 249V247L2 248V250ZM177 249V248H176ZM211 249V248H210ZM50 250V251H51ZM61 250V249H60ZM142 250V249H141ZM4 251V250H3ZM2 251V252H3ZM160 252L161 251H163L162 249H160L159 250ZM13 252V251H12ZM28 252V253H29ZM164 252H166V251H164ZM205 252V251H204ZM51 253H53L52 255H51ZM68 253H70V252H68ZM41 254V253H40ZM8 255V254H7ZM11 255H13L14 256V254H12L11 253V251H10V254L8 255L9 257H8V261L10 260L11 262H12V259L15 257H13V258H10V256ZM21 256H22V254H20ZM30 255V254H29ZM31 255H30V257H31ZM164 255V254H163ZM141 256V255H140ZM165 256H166V254H165ZM214 256V255H213ZM20 257V256H19ZM23 257H24V255H23ZM44 257V258H43ZM142 257V256H141ZM140 257V258H141ZM168 257V256H167ZM26 258V257H25ZM92 258V259H93ZM171 258V257H170ZM182 258H183V256H182ZM182 258H180V261L181 262H183L184 261V259H182ZM15 259V258H14ZM13 259V260H14ZM19 259V258H18ZM149 259V258H148ZM28 260V259H27ZM27 260H23L24 262L23 263H21V264H29L28 263V261ZM55 260H57V258L55 259ZM71 260H70V263H72L71 262ZM85 260V261H86ZM95 260H92L93 262L95 261ZM138 260H140V259H138ZM157 260V259H156ZM170 260V259H169ZM264 260V259H263ZM20 261V260H19ZM18 261V262H19ZM101 261V262H100ZM118 261V260H117ZM116 261V262H117ZM118 261V262H119ZM11 262H8V263H10L11 264ZM21 262V261H20ZM75 262H77L78 263V259H76V261ZM75 262H73V264L75 263ZM84 262V261H83ZM86 262H88V261H86ZM170 262H172V263H175L174 262V260L172 261V258H171V260H170ZM169 262V263H170ZM143 263V262H142ZM153 263V262H152ZM169 263H167V264H169ZM172 263H170V264H172ZM56 264H57V262H56ZM69 264V263H68ZM80 264H82L81 263V261H80ZM87 264H89V263H87ZM103 264H105V263H103ZM118 264V263H117ZM122 264V263H121Z\"/></svg>",
	"mask_w": 264,
	"mask_h": 264
},
{
	"label": "crops",
	"instance_id": "0c3cea01",
	"mask_svg": "<svg viewBox=\"0 0 264 264\" xmlns=\"http://www.w3.org/2000/svg\"><path fill=\"white\" fill-rule=\"evenodd\" d=\"M81 1L82 0H0V46L12 40L13 38L19 36L20 34L25 33L26 31H29L41 25L42 23L53 19L54 17H57L58 15H60L61 13H63L64 11H66L67 9L71 8L72 6L76 5ZM110 1L112 0H109L108 2ZM65 18H67V16L60 19V21ZM20 43L16 46H20L24 42H22L21 44ZM8 51L11 50L9 49ZM0 55H5V53L1 52ZM68 56L71 65L72 56L70 55L69 51H68ZM75 74L79 78L78 74L77 73ZM85 75H92V74L89 73ZM105 89L97 88V90L95 91L100 92V91H105ZM85 91L86 93L89 92V90L88 91L85 90ZM92 103L94 104L95 102ZM147 122L148 123H146L144 127L152 123V121L149 120ZM111 124L112 123L108 124L110 128L112 127ZM139 132L140 131H138L136 134H138ZM121 140L123 141V144H126L134 140V137L131 134H127V136H125Z\"/></svg>",
	"mask_w": 264,
	"mask_h": 264
},
{
	"label": "built area",
	"instance_id": "2783aa9c",
	"mask_svg": "<svg viewBox=\"0 0 264 264\" xmlns=\"http://www.w3.org/2000/svg\"><path fill=\"white\" fill-rule=\"evenodd\" d=\"M199 5H201V4H199ZM194 10H195V8L192 7V8L189 9L190 12H188L186 15H184V18H183L182 22H183V25H184L186 28L189 27V19H190L189 14H193ZM26 35H27L26 32H25V33H22V34H20L19 36L13 38L12 40L6 42V43L3 44L2 46H0V52L3 51L4 49L8 48L9 46H11V45H13V44L19 42V41L22 40Z\"/></svg>",
	"mask_w": 264,
	"mask_h": 264
},
{
	"label": "water",
	"instance_id": "95a60500",
	"mask_svg": "<svg viewBox=\"0 0 264 264\" xmlns=\"http://www.w3.org/2000/svg\"><path fill=\"white\" fill-rule=\"evenodd\" d=\"M89 1H91V0H87V1H85L84 3H82L81 5H83V4H85L86 2H89ZM81 5H79V6H81ZM79 6H76V7L72 8V9L68 10L66 13H64V14L60 15L59 17H61V16H64L65 14H67V13L71 12L72 10H74V9L78 8ZM59 17H58V18H59ZM36 28H38V26H37V27H35V28H33V29H36ZM33 29H31V30H33Z\"/></svg>",
	"mask_w": 264,
	"mask_h": 264
},
{
	"label": "clouds",
	"instance_id": "9594fccd",
	"mask_svg": "<svg viewBox=\"0 0 264 264\" xmlns=\"http://www.w3.org/2000/svg\"><path fill=\"white\" fill-rule=\"evenodd\" d=\"M168 223H169V221H168V222H165V226H166Z\"/></svg>",
	"mask_w": 264,
	"mask_h": 264
}]
</instances>
